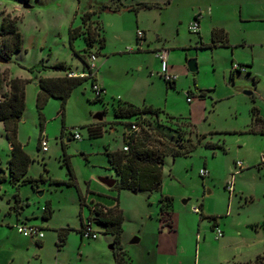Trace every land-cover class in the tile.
<instances>
[{"label":"rangeland","instance_id":"rangeland-1","mask_svg":"<svg viewBox=\"0 0 264 264\" xmlns=\"http://www.w3.org/2000/svg\"><path fill=\"white\" fill-rule=\"evenodd\" d=\"M21 1L0 0V15L10 13L16 19L23 39L20 51L12 53L5 62L0 61V76H6L7 80L28 79L24 85L25 109L17 122L16 139L31 158L27 175L42 176L43 180L35 185L10 183L7 169L10 145L0 122V264H48L47 259L56 253L60 264H113L115 252L121 251L130 256L131 262L134 259L135 264H148L145 248L153 242L155 230L164 224L160 219L162 196L172 198L173 217L181 222L199 219V213L192 209L200 204L207 212L225 215L218 218L225 233L217 239L209 226L212 221L208 215L202 218L195 261L191 257L190 264H248L263 254L264 135L249 129L251 108L261 107L264 114V101L260 98L264 79L255 83L242 73L240 79L232 82L226 69L229 67L226 50L200 45L198 33L190 32L187 27L193 10L202 9L196 6L199 0H24L28 7L16 9ZM263 2L221 0L230 18L238 14L239 4L245 8L249 3ZM140 3L149 7L130 9ZM101 5L105 8L98 12ZM90 10L97 11L92 21L98 26L101 23L105 38L94 62L96 77L105 84L107 94L97 99L92 79H87L73 88L63 108L60 99L50 97L40 116L35 107L37 81L26 68L43 59L45 64L62 61L71 70L85 73L87 67L69 46V28L81 26L82 14ZM137 26L146 31L148 40L140 51H136L140 46L136 42ZM189 39L196 40L189 43ZM175 41L189 45L172 49L184 63L173 88L166 86L157 73L160 63L147 51V44L165 43L171 48L170 43ZM72 44L75 50L85 54L83 38H75ZM127 47L133 50L127 51ZM191 58H196V72L188 70L187 61ZM141 63H144L142 71L137 68ZM62 74L61 70L47 69L40 76ZM120 96L137 105L145 103L160 109L158 122L150 125L151 134L138 132V137L148 146L165 152L160 142L169 147L194 144L186 156L164 155L157 190H118L100 181L101 177L118 180L109 166L106 151L122 148L125 143L122 134L126 130L123 122L134 120V117L113 116V105ZM100 112L103 132L89 137L88 126L95 123L92 117ZM166 116L173 118L166 120ZM75 130L81 138L67 140L69 132ZM40 133L48 140L45 152L38 147ZM200 135L204 137L197 142ZM236 161L243 164L237 172ZM200 169L207 171L205 177L200 175ZM229 182L233 186L231 193L226 189ZM47 204L52 212L43 219ZM94 204L105 208L117 205L121 210L123 220L118 238L105 233L104 226L97 222L91 228L97 237L81 238L82 221H88L89 207ZM19 223L42 226L50 243L39 249L41 259L32 249H24L30 238L17 232L15 226ZM61 228L69 231L66 243L56 251L57 231ZM197 228L196 224L193 236ZM10 237L19 246L17 250L9 244ZM134 238L139 241L131 243ZM193 246L190 242V252Z\"/></svg>","mask_w":264,"mask_h":264},{"label":"trees","instance_id":"trees-1","mask_svg":"<svg viewBox=\"0 0 264 264\" xmlns=\"http://www.w3.org/2000/svg\"><path fill=\"white\" fill-rule=\"evenodd\" d=\"M149 7V5L140 3L135 7H131L132 10H137L139 7ZM105 6L98 7L99 10H104ZM97 13L95 10L86 11L81 16V26L75 28H69V46L72 51L79 56L83 61L84 66L87 67L89 72L88 57L91 53L97 54L98 49L104 45V36L101 23L92 21V16ZM0 21V57L6 60L10 58L11 54L21 50L22 48V36L19 32L16 19L9 14H1ZM95 18V17H94ZM96 20H98L96 16ZM99 21V20H98ZM100 22V21H99ZM87 23V24H85ZM83 26V27H82ZM83 38L86 50L85 54L79 53L74 49L72 41L77 38ZM212 43L208 46L214 47L217 42L224 45L226 42V35L223 29L214 28L211 31ZM86 56V58H85ZM29 73L32 74L33 80L37 81L38 91L35 96V107L41 116L42 109L44 108L47 100L50 97L58 98L61 100V108H63L65 101L70 96L73 88L87 79L93 78L87 75L84 76H68L71 69L62 61H58L54 64H45L41 59L37 64H34L26 68ZM47 69H55L65 71L64 76L59 77H39L37 74ZM29 79V80H32ZM28 79L11 78L6 81L8 89L6 92L0 94V122L3 123L5 137L10 145V156L7 161L8 177L12 185L16 186L24 183H31L35 185L38 181L43 180V177L34 178L27 175L28 166L31 162L29 155L23 150L22 145L16 139L17 122L23 115L25 109V91L24 85ZM91 82V84H92ZM169 86H173V83L166 82ZM199 95H203V91H198ZM103 98V97H96ZM113 116L116 118H129L134 117L131 122H123L126 126L130 127L132 124H137L140 129L136 132L130 131L124 136L126 150L119 151H106L109 166L114 169L118 180L113 185L119 189H131V190H157L160 188V171L163 164V157L166 154H170L173 157L186 156L194 148L193 143L187 145H181L178 143L175 146H167L164 142H160L162 146H165L166 151L162 152L160 148H153L147 145V142L138 137L140 132H145L146 135L151 134L150 125L152 122H158L161 111L158 108H154L150 105L137 106L132 103L122 102L118 99L117 103L112 108ZM103 114V113H102ZM251 132H257L264 135V119L258 114L256 107L251 108ZM172 116H166V120H172ZM189 124V122H187ZM150 130V131H149ZM89 137H96L102 134L103 128L100 126H88ZM139 132V133H138ZM41 136V133H40ZM204 135L197 137V142L203 138ZM40 138V137H39ZM69 139L71 136L68 135ZM181 142V141H180ZM39 145V143H38ZM167 146V147H166ZM39 147V146H38ZM160 147V145H159ZM160 202V219L164 222H169L171 213V197L162 196L159 199ZM98 204L91 205L89 207L90 217L88 220L100 223L104 226V232L113 234L116 238L119 237L122 227L123 216L118 206L112 208L101 209L97 207ZM51 208L47 204L43 208L42 218L47 219L51 215ZM200 217H203L201 213V204L198 211ZM207 218L215 222V216H207ZM83 226L79 230L80 235L83 236ZM69 228L58 229V239L56 246L59 248L64 245ZM114 264H128L127 256L122 253H116L114 255ZM248 264H264V253L259 254L255 259Z\"/></svg>","mask_w":264,"mask_h":264},{"label":"crops","instance_id":"crops-1","mask_svg":"<svg viewBox=\"0 0 264 264\" xmlns=\"http://www.w3.org/2000/svg\"><path fill=\"white\" fill-rule=\"evenodd\" d=\"M22 1L17 4V6L15 7L16 9H20L23 7L25 3ZM196 6H199V7L202 6V9L198 8L202 12V16L199 21L200 30L198 32V36H199L198 42L200 43V45H202L203 47H207L208 45L212 43L211 31L214 28L223 29L224 34L226 35V42L224 45H221L220 42H217L216 46L211 47V48L213 49L223 48L228 53L229 61L227 62L229 63V67L227 66L226 69L227 71H229V75L232 79V82L235 81V79H240L242 73L247 75L246 79L252 80L255 83L256 81L258 82L261 79H264V2L259 3V4L249 3L246 5L245 8H243L242 4H239L238 14L232 16L231 18L226 15V12H228V10L223 8L224 6L221 3V0H199L196 3ZM225 7L227 6L225 5ZM196 12H197L196 9H194L191 14L192 18L194 17ZM6 14H9L11 16L10 13H6ZM1 16L2 15H0V21H1ZM188 24H187V27H188ZM256 24H262V25L259 26ZM138 29L139 28L137 26V30ZM158 39H159V36H156L155 40L158 41ZM195 40L196 39H189V43H192ZM136 42L140 45L136 51L142 50L143 43L148 42L147 33L145 30H144L143 39L139 40L136 35ZM22 44H23V39H22ZM170 44L173 45L171 48H169L168 46H165V43L163 44L152 43L151 44L149 42V44H147V47H148L147 51L152 52L153 56L155 57L154 52L157 49L162 48V47L168 49V71L170 73L177 75L173 83V86H171L175 88L177 79L179 78L178 73L183 71L184 63L181 59L180 54L179 53L175 54L174 52H172V49L179 50L180 47L182 48L189 44H182L180 41H175V44L174 43H170ZM174 54L177 56L176 58H174ZM178 57H180L179 60H176ZM143 62L145 63V58L143 59ZM234 62L245 65L247 67V71L246 72L231 71L230 66ZM144 63L138 64L137 68H139V70L142 71L144 67ZM96 67L97 66L95 65L96 70L93 71L92 78L100 86L105 88V84L101 82V79H97L96 77V73H97ZM41 72L37 74V78L42 77L40 76ZM71 72L75 74L81 73V71L76 72L73 70H71ZM157 73L159 74L158 69H157ZM64 75H65V71H63V74L59 76H64ZM59 76H55V77H59ZM6 81H7L6 76L4 77L0 76V94L6 92L8 89ZM163 81L166 83L164 79ZM4 84L6 85L5 87H4ZM165 85L168 86L167 83ZM105 91H106L105 93L106 95L107 94L106 88H105ZM245 92H250V91H245ZM186 94L188 95L189 92H186ZM250 94H252V92H250ZM122 98L123 97L120 96L119 98L120 101L134 104L132 102L133 100H129L128 98H123V99ZM260 98L262 99V101H264V87L262 88V92L260 93ZM134 105H137V104H134ZM142 105H147V104L144 103ZM142 105H137V106H142ZM257 109H258V114L260 113L259 116L264 119V114L261 113L262 112L261 107L260 109L259 108ZM92 119L94 118L92 117ZM102 120H103V114H102V119L100 121H97L96 119H94L95 123H90L89 126L102 127ZM125 127H126V130L122 134L123 141H124L125 134L130 132L129 127L126 125ZM67 140H70V139L67 138ZM124 145L125 143L123 144V146ZM119 150H122V148ZM119 150H116V151H119ZM98 205L102 209H105L103 205L101 204H98ZM171 206H172V198H171ZM195 213H198V212H195ZM201 213L204 218H206V215L216 217L215 222L209 223V226L212 231L215 226H218L219 228H221L220 226L221 223L218 218L224 217L225 215H223L222 213L216 214L214 212H207L202 204H201ZM203 217H199V219L194 218L192 220L181 222L179 220H176L173 217V212L171 209L169 222L163 221L164 222L163 227L161 226V229H157V231L155 230L153 242L148 243V245L145 248L146 249L145 251L147 252L146 257H145L146 262L148 264H190L188 259H191V257L195 261V249L199 243L198 234H200V228L203 223L202 222ZM82 223L84 222L82 221ZM196 224L198 228H197L196 233H194V236H193V230ZM39 227L43 229L42 226L39 225ZM221 230L223 231L222 228ZM223 233L225 232L223 231ZM223 236L224 235H222L221 237ZM82 237L83 236H81V238ZM53 239H54V236H53ZM57 239H58V234H57ZM66 240H67V236H66ZM66 240H65V243H66ZM8 242L9 244H11L13 250H17L19 248V246L13 242L12 237L8 239ZM190 242H193L194 244L193 251L191 252L189 249ZM49 243H50L49 239L47 238L45 239V235L43 233V237L41 239L36 240V239L30 238V240L24 244V249L26 250L29 248L32 249L34 254L37 257H39V259H41L42 252L39 251V249L49 245ZM60 247L59 248L57 247L56 251H59ZM35 248H37L38 250H36ZM126 256L128 259V264H135L134 259H132V262H131L130 256L129 255H126ZM12 257H14V254L11 256V258ZM47 261H48V264H60L58 253H56L55 256L53 257H49ZM113 264H114V261H113Z\"/></svg>","mask_w":264,"mask_h":264},{"label":"built area","instance_id":"built-area-1","mask_svg":"<svg viewBox=\"0 0 264 264\" xmlns=\"http://www.w3.org/2000/svg\"><path fill=\"white\" fill-rule=\"evenodd\" d=\"M201 16H202V12L201 10L199 9L194 17L192 18V20L189 22L188 24V29L190 32L192 33H198L199 30H200V24H199V21L201 19ZM136 35H137V38L139 40L143 39L144 37V31L143 30H140L138 29L136 31ZM127 51H132L133 49L131 47H127L126 48ZM137 50V49H136ZM155 57L158 59L159 63H160V66H159V75L168 83H173L177 77L176 74H173V73H170L168 71V49L167 48H159L157 49L155 52ZM96 60V54L95 53H91L87 59L88 61V64H89V72H81V73H68V76H84V75H87L89 77H93V70L95 69V61ZM231 71H239V72H246L247 71V67L243 64H240V63H232L231 65ZM92 90L93 92L95 93V96L96 97H103L106 93L105 91V88H103L102 86H100L96 81L93 80L92 82ZM187 101H190V96L189 94L187 95ZM138 125L137 124H132L130 127H129V130L132 131V132H136L138 131ZM69 135L71 136V138L73 139H80L81 136L79 134L78 131H72V132H69ZM39 148L42 150V151H47L48 150V140L45 136H43L41 134L40 138H39ZM123 150H126L127 149V146H123L122 147ZM261 163L264 164V157H261ZM235 168H236V172L239 171L242 167H243V164L241 163V161H236L235 164H234ZM200 175L202 177H205L207 175V171L205 169H200L199 171ZM226 189L229 193H231L233 191V186H232V183L229 182L227 185H226ZM98 208H101L99 205L97 206ZM102 209V208H101ZM193 211L195 212H198L199 211V207H193ZM16 229H17V232H19L20 234L24 235V236H27V237H30V238H33V239H41L43 237V231L42 229L37 226V225H32V224H26V223H19V224H16ZM92 226H91V221L88 220L87 222L84 223V226H83V236H86V237H91L92 239H95L97 237V234L96 232L92 231ZM213 231H214V234H215V237L218 238V237H221L223 235V231L221 230V228H219L218 226H215L213 228Z\"/></svg>","mask_w":264,"mask_h":264},{"label":"water","instance_id":"water-1","mask_svg":"<svg viewBox=\"0 0 264 264\" xmlns=\"http://www.w3.org/2000/svg\"><path fill=\"white\" fill-rule=\"evenodd\" d=\"M23 7H28L26 4L23 5ZM0 61L1 62H5L6 59L5 58H2L0 57ZM187 67H188V70L190 72H196L197 71V63H196V58H191L187 61ZM247 94H250V92H246ZM94 119H96L97 121H100L102 119V113H97L93 116ZM100 181L103 182L104 184H106L107 186L111 187L115 184V181L114 179H109V178H106V177H101L100 178ZM138 242V238H134L131 240V243H137Z\"/></svg>","mask_w":264,"mask_h":264}]
</instances>
